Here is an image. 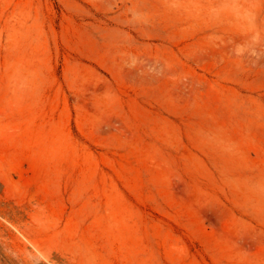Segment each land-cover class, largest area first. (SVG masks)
Listing matches in <instances>:
<instances>
[{"label":"rangeland","instance_id":"1","mask_svg":"<svg viewBox=\"0 0 264 264\" xmlns=\"http://www.w3.org/2000/svg\"><path fill=\"white\" fill-rule=\"evenodd\" d=\"M0 264H264V0H0Z\"/></svg>","mask_w":264,"mask_h":264}]
</instances>
